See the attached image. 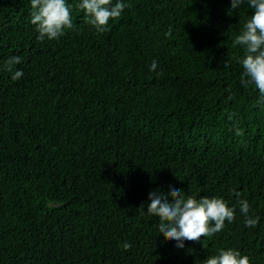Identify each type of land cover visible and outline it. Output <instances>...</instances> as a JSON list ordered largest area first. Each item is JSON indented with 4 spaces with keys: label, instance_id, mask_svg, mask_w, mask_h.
Masks as SVG:
<instances>
[{
    "label": "trees",
    "instance_id": "1",
    "mask_svg": "<svg viewBox=\"0 0 264 264\" xmlns=\"http://www.w3.org/2000/svg\"><path fill=\"white\" fill-rule=\"evenodd\" d=\"M66 2L74 28L41 42L30 0H0V264H204L229 248L264 264V102L233 45L254 10L124 0L98 34ZM170 186L223 198L234 222L178 248L147 213Z\"/></svg>",
    "mask_w": 264,
    "mask_h": 264
},
{
    "label": "clouds",
    "instance_id": "2",
    "mask_svg": "<svg viewBox=\"0 0 264 264\" xmlns=\"http://www.w3.org/2000/svg\"><path fill=\"white\" fill-rule=\"evenodd\" d=\"M245 2L254 11L236 35L233 45L244 50L243 58H239L243 68L240 82L245 87L254 85L259 90L257 103H261L264 102V0H231V9L237 10ZM30 4V23L35 26L39 41L59 39L66 30L74 28L71 6L66 0H30ZM128 7L124 0H115V3L113 0H80L78 4V8L85 13V22L93 26L98 34L109 31V21L119 19ZM165 35L171 36V28ZM19 63V56L9 58L6 61L7 70L12 71ZM157 68L158 62L153 60L150 71ZM22 75V71H15L11 78L18 80ZM241 134L240 130L236 131V135ZM168 196H171V202ZM235 196L239 211L245 218V227L255 228L259 218L248 215L251 206L246 199L240 198L239 192ZM148 199L147 213L159 218V232L166 240L177 241L178 248L184 247V241L199 242L201 238L213 237L223 231L226 222L232 223L236 218V208L230 207L223 198L185 197L184 192L171 186L167 194L151 191ZM122 247L129 250L131 244L125 242ZM204 264H250V260L238 250L229 248L208 257Z\"/></svg>",
    "mask_w": 264,
    "mask_h": 264
}]
</instances>
